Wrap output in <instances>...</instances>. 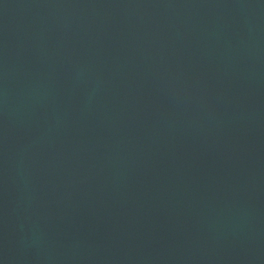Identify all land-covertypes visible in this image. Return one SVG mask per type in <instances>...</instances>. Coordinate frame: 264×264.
Here are the masks:
<instances>
[{
	"label": "water",
	"instance_id": "obj_1",
	"mask_svg": "<svg viewBox=\"0 0 264 264\" xmlns=\"http://www.w3.org/2000/svg\"><path fill=\"white\" fill-rule=\"evenodd\" d=\"M0 264H264V0H0Z\"/></svg>",
	"mask_w": 264,
	"mask_h": 264
}]
</instances>
